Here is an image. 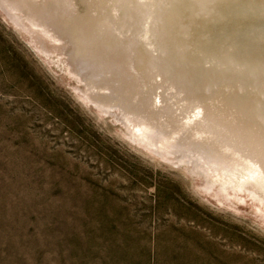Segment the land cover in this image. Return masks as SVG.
I'll return each instance as SVG.
<instances>
[{
    "label": "rangeland",
    "instance_id": "1",
    "mask_svg": "<svg viewBox=\"0 0 264 264\" xmlns=\"http://www.w3.org/2000/svg\"><path fill=\"white\" fill-rule=\"evenodd\" d=\"M58 51L0 0V264H264V192L148 147Z\"/></svg>",
    "mask_w": 264,
    "mask_h": 264
},
{
    "label": "bare ground",
    "instance_id": "2",
    "mask_svg": "<svg viewBox=\"0 0 264 264\" xmlns=\"http://www.w3.org/2000/svg\"><path fill=\"white\" fill-rule=\"evenodd\" d=\"M18 2L102 112L194 174L264 192V0Z\"/></svg>",
    "mask_w": 264,
    "mask_h": 264
}]
</instances>
